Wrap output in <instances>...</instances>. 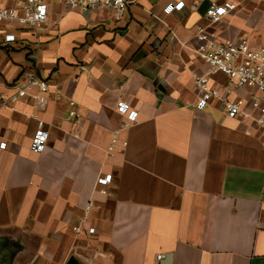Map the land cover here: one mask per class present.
Instances as JSON below:
<instances>
[{
	"label": "crops",
	"instance_id": "1",
	"mask_svg": "<svg viewBox=\"0 0 264 264\" xmlns=\"http://www.w3.org/2000/svg\"><path fill=\"white\" fill-rule=\"evenodd\" d=\"M176 1L134 0L116 20L50 0L44 30L0 23V93L30 74L49 86L0 108V264H264V129L218 99L197 107L209 65L193 51L199 27L264 45V0H232L215 23L207 9L228 0L165 13ZM120 100L138 112L126 127ZM90 201L93 232L78 235Z\"/></svg>",
	"mask_w": 264,
	"mask_h": 264
},
{
	"label": "built area",
	"instance_id": "2",
	"mask_svg": "<svg viewBox=\"0 0 264 264\" xmlns=\"http://www.w3.org/2000/svg\"><path fill=\"white\" fill-rule=\"evenodd\" d=\"M50 0H0V23L27 27L36 31L44 30L48 23ZM69 7L79 9L84 12L102 10L112 14L119 20L125 13L128 5L134 0H62ZM185 0H177L165 6V13L180 10L184 7ZM232 0L222 4L211 5L207 11V17L213 22H218L230 10L235 8ZM198 39L197 46L193 51L198 57L209 65V69L202 75L194 76V83L200 91L197 102L199 109L205 108L211 99H218L225 105L226 114L235 118L241 116L245 119H253L262 129H264V45H253L247 37H241L237 41H220L199 27L196 31ZM223 73L226 76L225 84L211 86L210 79L216 73ZM34 91L48 93L49 86L46 80L36 74H30L23 84L17 88L12 95L0 93V108L5 107L19 99L32 95ZM238 91L246 93L252 111L244 109L245 99ZM40 96V95H39ZM234 96V97H233ZM233 97V98H232ZM40 100L45 98L40 96ZM70 105L74 106L75 101L71 100ZM118 111L126 114L127 121L122 127L137 121L138 112L129 110L122 100L117 103ZM69 115L77 116L74 108H71ZM116 128L112 134V141L108 147L109 151H114L118 147H123V142L119 140L121 128ZM48 140V130L42 120L38 121V127L32 137L31 148L35 152H42L46 148ZM7 142L0 141V148L5 149ZM112 178L111 174L99 177L98 184L102 186L101 192H108L107 185ZM93 207L90 201L85 208L84 215L80 223L73 225L72 229L78 234H90L93 228L86 225L88 216ZM164 255H157V259H162Z\"/></svg>",
	"mask_w": 264,
	"mask_h": 264
}]
</instances>
